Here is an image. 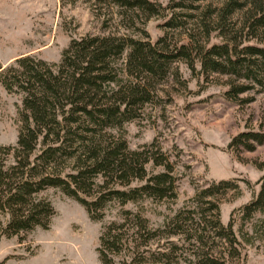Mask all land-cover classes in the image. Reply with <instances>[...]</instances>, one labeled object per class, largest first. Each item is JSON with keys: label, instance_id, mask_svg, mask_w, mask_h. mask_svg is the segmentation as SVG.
<instances>
[{"label": "trees", "instance_id": "16d2710c", "mask_svg": "<svg viewBox=\"0 0 264 264\" xmlns=\"http://www.w3.org/2000/svg\"><path fill=\"white\" fill-rule=\"evenodd\" d=\"M112 2L126 30L135 27L137 16H158L170 28L194 19L206 38L214 32L218 39L197 49L185 41L163 49L145 29L139 36L126 31L99 43L85 34L72 36L56 61L25 53L0 62V84L21 99L16 141L0 144V215L5 218L0 235L20 239L36 227L47 229L55 209L43 192L56 188L80 203L91 220L102 222L101 264H226L239 252L232 220L222 223L219 216L220 201L229 191L239 192L232 179L210 181L190 197V205L161 225H148L143 204L174 199L176 175L153 141L130 148L123 137L124 124L139 118L152 96L146 85L124 75L122 56L126 52L157 78L183 59L203 76L226 74L264 88V0ZM262 143L264 127L246 128L226 146L239 152ZM257 167V190L240 206L242 220L264 213V161ZM111 208L117 217L104 222ZM175 234L195 249L181 250L169 239ZM162 237L167 244L150 247ZM218 243L221 249L214 253Z\"/></svg>", "mask_w": 264, "mask_h": 264}, {"label": "rangeland", "instance_id": "374dc122", "mask_svg": "<svg viewBox=\"0 0 264 264\" xmlns=\"http://www.w3.org/2000/svg\"><path fill=\"white\" fill-rule=\"evenodd\" d=\"M112 1L0 0V62L5 65L25 53L56 61L72 36L85 34L99 43L126 31L139 36L145 29L163 49L184 41L197 49L218 39L214 32L206 38L194 19L170 28L158 16H137L135 27L126 30L117 22ZM122 59L124 75L146 85L152 96L143 114L124 124L123 137L130 148L153 141L172 162L176 175L174 199L143 204L148 225H161L178 208L190 205V197L210 181L230 178L239 192L229 191L220 201L219 216L222 223L232 220L239 252L226 264H264V213H255L249 220L239 217L240 206L257 190L264 143L239 152L226 146L239 130L264 127V88L226 74L203 76L191 71L183 59L173 61L164 78L144 71L126 52ZM194 61L197 68L196 57ZM20 104V95L7 92L0 84V144L15 143ZM43 193L55 209L49 227L21 233L20 239L0 235V264H101L97 246L102 222L91 220L80 203L59 189L47 188ZM111 217H117L114 208L103 221ZM4 220L0 215V221ZM169 239L183 251L195 249L180 234ZM165 240H151L150 247H162L158 244ZM219 249L220 244L214 253Z\"/></svg>", "mask_w": 264, "mask_h": 264}]
</instances>
